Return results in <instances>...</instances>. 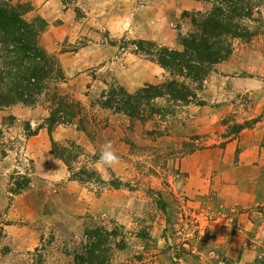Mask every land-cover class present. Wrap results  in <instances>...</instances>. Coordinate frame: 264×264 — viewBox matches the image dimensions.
<instances>
[{
  "label": "rangeland",
  "instance_id": "1",
  "mask_svg": "<svg viewBox=\"0 0 264 264\" xmlns=\"http://www.w3.org/2000/svg\"><path fill=\"white\" fill-rule=\"evenodd\" d=\"M9 3L29 8L24 16L28 23L44 21L41 15L32 13L31 2ZM207 3L210 10L212 3ZM253 17L257 22L245 23L253 31L258 29L259 33L250 43L240 42L233 46L232 55L225 61H231L235 66L230 76L235 80L254 75L264 77V66L255 68L257 62L264 61V0H260L258 13ZM186 19L187 22L181 20L180 24H173L175 37L178 32L186 35L193 31ZM45 24L39 36V47L58 62L65 76L63 82H51L47 93H57L72 104L77 119L82 117L87 130L93 134L88 137L78 131L75 120L72 125L56 127L54 138L48 135L50 147L52 141L65 145L83 139V147L78 146L84 156L72 164L74 173L86 168L98 174L105 184L114 181L121 184V188L113 190L97 184L96 176L94 179L84 176V184L79 183L70 180L68 173L66 183L57 185L48 181L47 189L38 190L32 177V161L26 153L28 141L33 136L28 135L24 126L28 124L30 132L38 127L46 129L44 121L50 110L48 94L42 95L33 107L15 105L0 109V264H34L35 254L42 256L43 264H73L74 253L84 243L86 228L116 232V238L109 242L111 258L108 264H264V243L253 245V257L245 262H242L241 253L234 260L230 259L224 255V245L214 243L216 235H211L210 230L220 225L223 209L214 205L212 196L190 198L172 190V185L182 177L185 157L212 147V141L223 142L233 133L251 127L258 118L236 124L232 116L221 117L218 126L224 133L212 141L202 134L186 133L189 128H194L193 123L198 117L195 112L206 107L202 102L203 89L208 82H216L218 75L212 74L215 71L197 92L203 105H171L160 99L156 105L162 109L170 106L167 110L173 113L144 123L102 110L94 103L100 93L112 85L135 93L146 85H159L165 81L164 70L138 54L132 44L152 41L123 37L109 42L107 45L114 47L111 49L114 51L95 66L94 61L89 63L88 59L95 53L91 48L101 42L83 35V32L93 33V22L75 16L70 26L56 31L57 36H50L48 24ZM172 46L168 49H181L176 39ZM213 86L221 91L217 82ZM252 98V92H246L238 99L240 107L248 110ZM71 134L74 139H69ZM106 144L111 145L110 150L118 157V162L112 165L100 162ZM84 145L93 149L87 153ZM22 178H28L30 183L18 189L17 184ZM38 185L41 187L42 183ZM80 196L82 201H76ZM160 202L164 204L165 212L160 210Z\"/></svg>",
  "mask_w": 264,
  "mask_h": 264
},
{
  "label": "crops",
  "instance_id": "2",
  "mask_svg": "<svg viewBox=\"0 0 264 264\" xmlns=\"http://www.w3.org/2000/svg\"><path fill=\"white\" fill-rule=\"evenodd\" d=\"M6 1L31 2L32 13L41 15L48 24L47 32L50 36H57L58 29L70 26L75 16L93 22V33L83 32V35L101 42H91L95 44L91 48L95 53L88 62L94 61L95 66L103 62L106 54L114 51L111 50L114 47L108 46V43L123 37L148 39L159 47H173L172 42L176 39L173 24H180L181 20L187 22L181 15L185 12L206 13L209 10L207 2L195 0ZM238 43L240 41H235L233 46ZM255 66L257 69L261 68L264 61L257 62ZM214 71L212 74L218 75L216 82L221 86V91L213 86L216 82H208L203 89L202 99L206 107L195 112L198 117L193 123L194 128H189L186 133L202 134L212 141L224 133V129L218 126L221 117L232 116L236 124L258 118L257 122L233 133L223 139V142L212 141V147L205 151L185 157L182 161V177L172 185V190L190 198L212 196L214 205L223 209L220 225L210 230L211 235H216L214 243L224 245V255H228L230 259L234 260L241 253L242 262H245L253 257V245L264 243L260 240L264 239V77L256 73L258 77L254 75L252 78L237 80L230 78L235 71L231 61L217 65ZM250 91L253 100L246 110L247 108L240 107L238 101ZM57 130L56 128L52 133L53 138ZM73 135L69 139H74ZM83 141L79 138L76 144L83 147ZM222 143L225 145L222 146ZM93 145L96 146V143ZM84 147L87 153L93 149L90 145ZM50 151L46 129L39 130L26 146V153L32 161L33 181L38 190L47 189L45 186L48 181L57 185L67 182L66 168L51 156ZM38 183H42V186ZM67 187L69 189V184ZM78 199L76 201H82L83 198L80 196Z\"/></svg>",
  "mask_w": 264,
  "mask_h": 264
},
{
  "label": "trees",
  "instance_id": "3",
  "mask_svg": "<svg viewBox=\"0 0 264 264\" xmlns=\"http://www.w3.org/2000/svg\"><path fill=\"white\" fill-rule=\"evenodd\" d=\"M195 1L211 2L212 7L205 14L185 12L181 15L189 19L193 31L186 35L178 32L176 41L180 50L159 47L153 42H132L138 54L144 55L164 70L167 75L165 81L159 85H146L135 93L112 85L100 93L95 106L125 116L131 121L144 123L157 116L173 113L167 110L170 106L162 109L156 105L160 99L171 105H203L198 100L197 92L202 90L204 81L215 67L230 58L234 42L248 44L259 33L258 29L251 30L248 24L255 20L253 16L258 13L260 0ZM28 11V7L14 6L0 0V109L15 105L33 107L42 95H46L51 82L58 84L65 81L58 62L39 47L38 40L46 26L45 22L36 20L28 23L24 19ZM47 96L50 110L44 125L50 137L56 127L72 125L75 120L77 125L74 126L78 131L93 137L87 130L85 120L82 117L77 119L72 104L60 98L57 93ZM24 127H27L29 136H35L42 129L38 127L30 132L28 124ZM50 154L66 167L70 180L84 184V176L88 179L98 177L95 180L97 184L113 190L121 188V184L114 181L105 184L98 174L86 168L75 174L72 164L84 156V151L74 142L60 145L52 141ZM4 155L3 152L1 156ZM29 183L28 178H22L17 187L23 189ZM159 207L165 212L164 204L160 202ZM83 236L84 243L74 253L73 264H108L111 258L109 242L116 238V232L86 228ZM118 248L121 246L118 245ZM34 264H43L40 254L34 255Z\"/></svg>",
  "mask_w": 264,
  "mask_h": 264
},
{
  "label": "clouds",
  "instance_id": "4",
  "mask_svg": "<svg viewBox=\"0 0 264 264\" xmlns=\"http://www.w3.org/2000/svg\"><path fill=\"white\" fill-rule=\"evenodd\" d=\"M110 149H111V145L106 144L105 150H104V152L101 156V159H100V162L102 164L112 165V164L118 162V157Z\"/></svg>",
  "mask_w": 264,
  "mask_h": 264
}]
</instances>
